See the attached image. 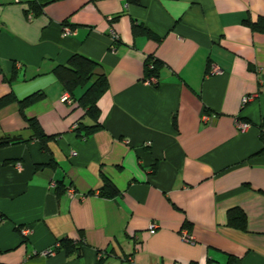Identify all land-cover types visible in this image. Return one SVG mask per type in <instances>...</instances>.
<instances>
[{
    "label": "crops",
    "instance_id": "obj_1",
    "mask_svg": "<svg viewBox=\"0 0 264 264\" xmlns=\"http://www.w3.org/2000/svg\"><path fill=\"white\" fill-rule=\"evenodd\" d=\"M259 19L264 0H0V98L13 96L0 106V139L20 138L0 147V264H264ZM76 53L108 84L87 137L73 128L93 123L79 102L86 87L69 94L54 73ZM149 57L162 63L154 85L143 81ZM103 178L116 196L99 195ZM232 208L245 229L229 224ZM65 238L80 251L66 254Z\"/></svg>",
    "mask_w": 264,
    "mask_h": 264
},
{
    "label": "trees",
    "instance_id": "obj_2",
    "mask_svg": "<svg viewBox=\"0 0 264 264\" xmlns=\"http://www.w3.org/2000/svg\"><path fill=\"white\" fill-rule=\"evenodd\" d=\"M131 3H139L140 0H128ZM31 9L35 11L34 13H38L39 6H37L34 2L31 3ZM253 27H257L259 29L264 30V21L263 19H259L257 23H253ZM144 29V31H142ZM133 30L136 34L145 33L149 37H153L154 35L145 27L139 26L133 23ZM155 37V36H154ZM148 64L152 65V68L148 67ZM97 62L92 60L89 57H86L82 54H73L66 66H57L54 69V73L62 83L64 90L69 94H72L73 90L77 87H86L85 92L80 97L79 102L85 109V115L93 121L92 124L87 125L85 122H78L74 130L81 137H87L92 134L94 131L99 129V123L97 122L99 116V108L97 106V100L99 97L107 90L108 84L104 74L96 73ZM162 67V63L158 60H155L152 57H149L145 61L144 68V76L145 79L149 76L155 75L157 78L159 76V71ZM44 96L43 92L34 93L22 101H20L21 109L26 105L40 99ZM13 99V96L7 94L0 98V106L7 104L9 101ZM30 127L34 130L33 135L41 142L42 146L46 148V143L50 136L45 135L37 122L36 119H32L30 123ZM6 139H0V147L10 143ZM13 143V142H12ZM56 194L62 195L65 192L64 186L59 183L55 187ZM118 194V189L111 183L108 179H102V185L99 188V195L101 197H114ZM228 221L229 224L233 226H237L241 229L246 228V215L239 208H232L228 211ZM60 247L65 251L66 254H72L74 252L80 251V245L74 242L71 239H61L59 241ZM101 262L99 261V263Z\"/></svg>",
    "mask_w": 264,
    "mask_h": 264
},
{
    "label": "built area",
    "instance_id": "obj_3",
    "mask_svg": "<svg viewBox=\"0 0 264 264\" xmlns=\"http://www.w3.org/2000/svg\"><path fill=\"white\" fill-rule=\"evenodd\" d=\"M12 1L15 2V3H23V2H25V0H12ZM31 14H32V11L28 10L27 11V15H28L29 18L31 16ZM63 30H64L65 34L71 33V29L66 27V26L63 27ZM111 36H112L113 43L119 41V36L115 32L112 31L111 32ZM148 67L152 68V65L148 64ZM218 71H219V67L216 66V65H211L210 68H209V73H216ZM157 81H158V78L155 75L149 76V77H147L145 79V83L148 84V85H154V84L157 83ZM251 98H252V96H250V95L243 96L242 104H245ZM62 99L67 101V102H70L69 95H68L67 92L63 93ZM201 119H202L203 122H207L210 119V115L205 113V114H203L201 116ZM236 124L240 127V129H245L249 125L247 122H240V121H237ZM75 127L76 126H74L73 128H75ZM75 154H76V152H71V155H75ZM70 191L71 190H69V192ZM148 228H149V232L150 233H154L156 231V229L158 228V224L155 221H151L149 223ZM179 236H180L181 240L186 242V243L193 244L195 242L194 236L189 232V230L187 228H181V230L179 231ZM56 245L58 246V243ZM43 254L52 255V254H54V249H48V250L44 251Z\"/></svg>",
    "mask_w": 264,
    "mask_h": 264
},
{
    "label": "water",
    "instance_id": "obj_4",
    "mask_svg": "<svg viewBox=\"0 0 264 264\" xmlns=\"http://www.w3.org/2000/svg\"><path fill=\"white\" fill-rule=\"evenodd\" d=\"M18 139H20V138L17 137V136H11V137H9L7 140H8V141H15V140H18Z\"/></svg>",
    "mask_w": 264,
    "mask_h": 264
}]
</instances>
